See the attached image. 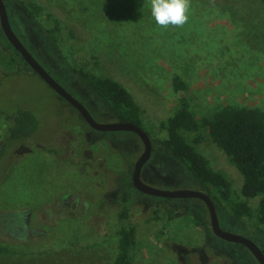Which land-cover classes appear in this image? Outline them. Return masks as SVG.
<instances>
[{
  "label": "rangeland",
  "instance_id": "1",
  "mask_svg": "<svg viewBox=\"0 0 264 264\" xmlns=\"http://www.w3.org/2000/svg\"><path fill=\"white\" fill-rule=\"evenodd\" d=\"M6 6L20 40L98 123L116 119L94 106L78 85L75 68L123 85L140 106L152 140L167 138L162 124L179 103L175 75L188 83L181 97L186 95L198 120L226 105L264 110V0H191L188 22L166 29L155 23L150 0H14ZM209 17L214 20L208 22ZM4 36L0 25V141L10 126L7 117L28 110L39 121L36 140L49 152L37 149L16 164L6 154L0 163V210L35 208L47 218L48 234L28 242L0 241V264H115L120 193L132 183L144 144L134 132L92 129L20 60ZM183 136L189 143L200 140L198 151L232 181L235 200L241 201L243 177L207 131ZM142 179L160 190H201L155 144ZM67 193L79 208L59 218L53 214L63 208L53 200ZM130 193L127 206L137 238L132 264H258L246 247L195 224L190 209L206 211L209 219L203 201L164 199L135 188ZM258 201L248 203L255 209ZM165 205L183 215L170 218ZM219 221L223 230L256 241L264 251V226L256 233L253 219L238 218L231 210Z\"/></svg>",
  "mask_w": 264,
  "mask_h": 264
},
{
  "label": "trees",
  "instance_id": "2",
  "mask_svg": "<svg viewBox=\"0 0 264 264\" xmlns=\"http://www.w3.org/2000/svg\"><path fill=\"white\" fill-rule=\"evenodd\" d=\"M4 1L7 3L14 0ZM204 19L200 18L198 21L204 22ZM213 20L208 18V22ZM246 22L253 26V23ZM5 40L9 44L6 37ZM20 60L24 61L21 56ZM73 73L78 85L87 92L98 110L114 117L116 121L130 122L143 128L141 108L123 85L111 78L97 77L83 68H75ZM172 87L178 95L179 103L173 116L162 124L167 138H154L153 144L165 149L197 181L201 190L212 199L219 216L231 210L238 218L253 219V231L260 232V226H264V110L226 105L215 114L198 120L190 111L186 95L181 97L188 92V83L175 75ZM7 118L11 123L7 134L10 140L31 137L39 128L38 119L28 110H18ZM201 130L207 131L211 140L241 173V201L235 200L232 181L222 172L214 170L206 157L198 151L195 144L200 140L189 143L183 136V132L197 133ZM130 188H134L132 183L120 193L122 227L115 264H132L137 247L136 229L130 222V208L127 206L131 199ZM257 198L259 201L254 209L248 201ZM164 208L170 218L183 215L167 205ZM189 214L197 226L207 231L212 230L206 211L190 209Z\"/></svg>",
  "mask_w": 264,
  "mask_h": 264
},
{
  "label": "water",
  "instance_id": "3",
  "mask_svg": "<svg viewBox=\"0 0 264 264\" xmlns=\"http://www.w3.org/2000/svg\"><path fill=\"white\" fill-rule=\"evenodd\" d=\"M0 25L8 42L24 59L25 63L60 97L71 105L84 119V121L94 130L99 132L127 131L136 133L144 144V151L135 163L132 184L134 188L142 194L160 197L164 199H199L205 204L211 224L213 234L226 243L239 244L246 247L253 255L258 264H264V251L254 241L249 238L225 231L221 228L217 209L212 199L204 191L176 190L166 191L153 188L147 185L142 179V170L149 161L153 152V142L145 130L130 122H113L108 124L98 123L91 115L86 106L71 95L60 83H58L36 60L32 53L13 30L9 13L4 0H0Z\"/></svg>",
  "mask_w": 264,
  "mask_h": 264
},
{
  "label": "flooded vegetation",
  "instance_id": "4",
  "mask_svg": "<svg viewBox=\"0 0 264 264\" xmlns=\"http://www.w3.org/2000/svg\"><path fill=\"white\" fill-rule=\"evenodd\" d=\"M8 131L9 128L7 134ZM35 134L31 137H24L16 141L10 140L8 135L5 136L0 141V163L7 153H11L10 155L13 156V163L16 164L18 161L24 159L26 155L37 154L40 150H42L43 153L49 152L43 142L36 140ZM37 149H39V151H37ZM53 201L54 203L58 202L63 208V210H59L53 215L56 214L59 217L62 214H67L68 210L72 211V213L78 211V204L74 201V197L70 196V193L56 197ZM44 202L50 201H43L42 203L44 204ZM49 213L51 214L50 210ZM35 220L37 226H35ZM46 220L47 218L45 215L43 216L40 212L37 214L36 209L33 207H29L28 209L18 208L5 211L0 210V235L7 238V240L0 238V241L14 240L17 242H28L32 238L40 239L47 236L48 233L44 229Z\"/></svg>",
  "mask_w": 264,
  "mask_h": 264
},
{
  "label": "clouds",
  "instance_id": "5",
  "mask_svg": "<svg viewBox=\"0 0 264 264\" xmlns=\"http://www.w3.org/2000/svg\"><path fill=\"white\" fill-rule=\"evenodd\" d=\"M191 0H150L151 15L161 28L183 27L188 22Z\"/></svg>",
  "mask_w": 264,
  "mask_h": 264
}]
</instances>
